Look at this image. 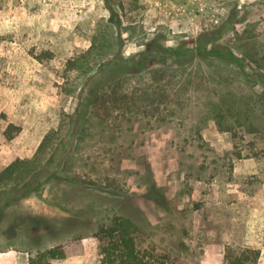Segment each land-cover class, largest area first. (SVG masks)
<instances>
[{
  "label": "rangeland",
  "instance_id": "374dc122",
  "mask_svg": "<svg viewBox=\"0 0 264 264\" xmlns=\"http://www.w3.org/2000/svg\"><path fill=\"white\" fill-rule=\"evenodd\" d=\"M228 15L236 32L221 43L240 66L154 60L156 46L194 48ZM107 26L127 70L145 67L83 122L75 88L102 63L79 73L70 61ZM17 159L29 163L16 187L41 184L0 213V264L59 244L66 258L51 264H99L95 234L114 217L138 224L153 264H251L246 250L264 264V0H0V171Z\"/></svg>",
  "mask_w": 264,
  "mask_h": 264
},
{
  "label": "trees",
  "instance_id": "16d2710c",
  "mask_svg": "<svg viewBox=\"0 0 264 264\" xmlns=\"http://www.w3.org/2000/svg\"><path fill=\"white\" fill-rule=\"evenodd\" d=\"M235 18V17H234ZM237 22L233 21V16L228 15L219 21L217 25L212 27L205 33L200 34L199 43L191 49L180 47H155V61L160 60V65H166L164 59L171 60L170 67L178 70L184 65L193 64L197 60H212L222 63L240 66V59L227 44H222L223 37L231 31H235V25ZM113 28L107 26L104 33L97 35L96 39H93L90 47L86 51H82L70 63L73 69L77 72H81L86 66L90 68L95 67L97 64L102 65L97 70L103 75L100 78V73H91L82 84H77L75 88V95L79 99V106L77 109V115L79 120L85 122L90 116L98 117V110L103 104L104 97L107 94V88L111 85H117L123 79L124 75L141 74L143 68L141 64L138 67L133 68V72L127 70L129 65L128 59H121L122 57L112 52L115 47ZM108 39L107 42L105 40ZM204 39L203 42H200ZM98 40V41H96ZM142 56L139 54V60ZM106 59V61L104 60ZM134 62V60L132 61ZM131 63V62H130ZM135 63V62H134ZM138 63V62H137ZM117 67L116 74L109 73L110 69ZM241 68V67H240ZM114 71V70H113ZM120 71V72H119ZM242 76L243 73L239 72ZM246 113V112H245ZM242 113H239V116ZM249 127V128H248ZM254 125L245 126L248 131L252 129ZM14 130L18 131V128L14 125H10L7 128L6 135L9 138L14 136ZM52 134L47 135L39 146L36 153L40 151L44 152L50 144ZM239 158L242 157L238 156ZM29 163V161L17 159L10 163L8 166L0 171V195L4 194L8 190H15L14 195L8 200H2L0 196V213L10 207L12 204H19L21 200L29 197L34 192H37L41 182L39 181L31 184H27L23 187H16V182L20 178L21 170L23 166ZM45 182L50 181L56 177V174H46ZM157 189L155 186L150 189V195H155ZM160 194V192H158ZM162 196V195H161ZM15 224H20L19 220L14 221ZM139 231L138 224L131 218L126 217H114L108 224H103L99 227L95 236L100 242V259L99 264H153L146 255H144L137 247L136 233ZM250 252L252 256V263L255 264L260 256V252L257 250H246ZM66 258V252L64 246L59 244L54 247H50L45 250H38L36 257L31 256L29 258V264H51L53 261L64 260ZM228 264H245L249 260V257L241 259L239 256H226ZM158 264H168L161 262Z\"/></svg>",
  "mask_w": 264,
  "mask_h": 264
},
{
  "label": "crops",
  "instance_id": "0c3cea01",
  "mask_svg": "<svg viewBox=\"0 0 264 264\" xmlns=\"http://www.w3.org/2000/svg\"><path fill=\"white\" fill-rule=\"evenodd\" d=\"M26 264H29V260H26Z\"/></svg>",
  "mask_w": 264,
  "mask_h": 264
}]
</instances>
